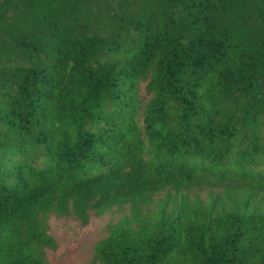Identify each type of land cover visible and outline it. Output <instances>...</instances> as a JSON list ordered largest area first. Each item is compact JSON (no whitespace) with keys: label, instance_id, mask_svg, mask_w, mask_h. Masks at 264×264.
<instances>
[{"label":"trees","instance_id":"1","mask_svg":"<svg viewBox=\"0 0 264 264\" xmlns=\"http://www.w3.org/2000/svg\"><path fill=\"white\" fill-rule=\"evenodd\" d=\"M114 209L100 264H264V0H0V264Z\"/></svg>","mask_w":264,"mask_h":264},{"label":"rangeland","instance_id":"2","mask_svg":"<svg viewBox=\"0 0 264 264\" xmlns=\"http://www.w3.org/2000/svg\"><path fill=\"white\" fill-rule=\"evenodd\" d=\"M148 81H141L138 87L139 116L142 123L148 101L151 98L146 89ZM123 215L116 209L101 216L90 215L89 223L83 225L76 217H62L51 214L48 217V233L55 240L53 249H45L49 264H100L95 253L97 244L109 235L111 227Z\"/></svg>","mask_w":264,"mask_h":264}]
</instances>
